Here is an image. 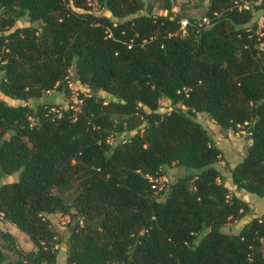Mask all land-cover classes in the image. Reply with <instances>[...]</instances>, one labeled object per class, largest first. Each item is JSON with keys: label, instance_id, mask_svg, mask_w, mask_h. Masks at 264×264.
Listing matches in <instances>:
<instances>
[{"label": "trees", "instance_id": "1", "mask_svg": "<svg viewBox=\"0 0 264 264\" xmlns=\"http://www.w3.org/2000/svg\"><path fill=\"white\" fill-rule=\"evenodd\" d=\"M88 1L0 0V92L21 101L0 97V169L17 172L0 184V215L33 247H11L16 259L6 264H57L55 212L72 222L66 264H264V213L236 233L220 229L248 205L221 181L222 150L194 118L205 112L222 129L246 131L230 179L264 197V20L261 36L251 20L254 10L264 16V0H206L184 32L171 12L137 14L142 0H95L115 21L92 14ZM21 18L28 23L15 25ZM71 65L90 93L62 109L29 104L45 90L70 93ZM161 97L171 104L164 112ZM173 165L182 173L154 194ZM65 166L83 172L68 203Z\"/></svg>", "mask_w": 264, "mask_h": 264}, {"label": "rangeland", "instance_id": "2", "mask_svg": "<svg viewBox=\"0 0 264 264\" xmlns=\"http://www.w3.org/2000/svg\"><path fill=\"white\" fill-rule=\"evenodd\" d=\"M169 8H164L165 0H142V8L137 12V14H166L171 12L175 15L180 16L181 18H200L205 14L207 8L206 0H168ZM89 10L92 14L96 15H106L111 20L115 21L116 18L110 14L109 11L104 10L99 7L95 0H89ZM261 16L260 11L254 10L252 21L259 20ZM28 23L26 18L18 19L15 22V25H23ZM261 25L256 28V34L261 36L262 32L260 30ZM260 49L264 50V40L258 43ZM68 79L70 81V93L65 90H52L49 93H44L37 101L29 100V104L32 106L38 103H52L57 108H66L68 105H75L73 101V96H76V93H90V90L87 85L78 82L75 78V68L74 65H71L68 68ZM97 97H101L104 102L114 99L109 93L103 90H97L95 92ZM0 97L9 104H19L20 100L15 98H10L3 95L0 92ZM171 108L170 101L164 97H161L159 100L160 112L167 111ZM183 108V107H182ZM194 118L198 120L209 132V134L214 139L215 143L222 150V155L220 159L214 162V166L220 172L221 181L229 188L230 193L236 194L241 200L246 202L248 205V211L245 215L241 217H232L224 225L220 227L222 231L229 233H236L242 224L248 221L252 216L260 215L264 213V197H259L253 193L247 192L244 189L236 188L230 179L229 169L232 167L244 154L247 144L250 139L248 134L243 129H222L214 122V120L205 112H196ZM142 124H138L136 128L141 127ZM134 130H125L123 132L117 133L115 135H110L108 140L111 144L118 142L122 139L128 138ZM67 174L71 178V186L67 190L63 191L62 196L64 202L68 203L72 197L79 190V179L83 177V172L65 166ZM165 174L159 177L155 181L156 190L154 194H158L161 190H165L170 183L175 181L176 177L182 173V168L178 166H168L165 168ZM17 178V172L6 173L0 169V184L5 182L13 181ZM50 227L54 231L55 237L59 239L58 252L56 254V263L57 264H66V255H67V245L66 239L69 232V225L72 222L69 219L67 214L60 212H55L49 215ZM0 231L8 232L13 236V243L9 242L5 237L0 236V249L4 254L3 261L0 264L12 263L16 259V254L13 252L11 247L20 249L23 251H28L32 249V242L28 236L18 229L14 224L8 222L4 217L0 215ZM12 245V246H11ZM264 246V240H263Z\"/></svg>", "mask_w": 264, "mask_h": 264}, {"label": "built area", "instance_id": "3", "mask_svg": "<svg viewBox=\"0 0 264 264\" xmlns=\"http://www.w3.org/2000/svg\"><path fill=\"white\" fill-rule=\"evenodd\" d=\"M235 4H236V2H235ZM238 5H240V4H238ZM246 5H247L246 2H243L242 6L246 7ZM240 7H241V5L238 6V8H240ZM263 20H264V16L261 15L259 17V20H257L258 23H259V25H262ZM178 21H179V28L181 29V32H184V30H185V28H186L187 25L192 24L186 18H180ZM208 21H209L208 17L204 16V17H202V19L200 21L196 22L197 23L196 26H199L201 24L208 23ZM193 25H195V24L193 23ZM107 35H110V33L108 32ZM128 46H130V45H128ZM67 81H68V86H70V81L69 80H67ZM51 91L52 90H45L44 93L47 94V93H49ZM73 101H74V104L80 102V100L77 98V93H76V96H73ZM74 108H76V107L74 106ZM52 110L56 111L55 108H52Z\"/></svg>", "mask_w": 264, "mask_h": 264}]
</instances>
